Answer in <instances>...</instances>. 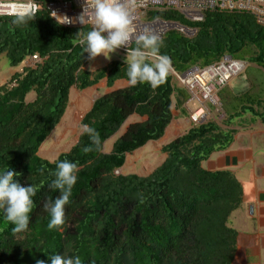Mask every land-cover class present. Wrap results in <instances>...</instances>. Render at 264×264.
Returning <instances> with one entry per match:
<instances>
[{"label":"trees","instance_id":"16d2710c","mask_svg":"<svg viewBox=\"0 0 264 264\" xmlns=\"http://www.w3.org/2000/svg\"><path fill=\"white\" fill-rule=\"evenodd\" d=\"M31 1L40 9L24 24L0 16V54L9 66L39 58L34 67L23 68L0 85V169L9 166L20 174L22 185L37 189L24 232L13 233V225L0 213V264H50L48 256L55 254L78 255L82 264H231L236 231L228 220L241 204V187L232 173L210 172L201 164L228 148L233 119L249 113L264 124V28L239 13H207L200 23L174 13L157 15L197 31L193 39L175 32L161 39L160 54L170 57L175 72L202 68L229 55L255 66L259 75L246 73L251 88L240 97L227 86L217 92L228 116L225 128L210 121L193 126L161 148L166 158L148 176L122 175L114 172L123 167L126 156L162 137L172 106L177 111L186 104L188 93L176 90L168 74L155 89L138 83L104 94L81 119L95 129L99 142L81 132L67 152L52 162L43 160L39 147L65 113L72 88L82 91L103 79L111 86L128 78L121 58L98 70L86 69L90 60L79 40L89 28H65L46 9L64 0ZM131 116L145 120L128 124L105 151V142ZM65 159L76 163L77 181L65 206L64 224L48 230L42 205L45 198L58 195L48 185L56 162Z\"/></svg>","mask_w":264,"mask_h":264},{"label":"clouds","instance_id":"9594fccd","mask_svg":"<svg viewBox=\"0 0 264 264\" xmlns=\"http://www.w3.org/2000/svg\"><path fill=\"white\" fill-rule=\"evenodd\" d=\"M25 7H27V5H20V8ZM88 11H91L94 23L91 30L86 34H83L79 40V43L83 46L84 54H87L88 60H94L99 56H103L105 59H110L111 54L115 53L120 48H125L126 56L117 54V57H125L124 64L126 65V76L128 78L127 83L129 86L135 87L138 83H147L151 88L155 89L158 85L164 82L171 70V60L169 56L160 54V47L162 46L163 41L156 35L152 34L150 29L147 28L141 33L135 32L133 26V12L128 4L122 2V0H91L90 5H83L80 16L76 18V21L81 25L85 23V13ZM50 15L55 18L56 21H61V24L72 22L67 17L57 16L55 12H52ZM27 19L28 14L21 12L12 19L11 23L14 25L24 24L27 22ZM77 34H79V32ZM131 41H134L137 46L129 48L128 45ZM27 61L24 62V66L18 71V73H22L23 68L28 67L26 65ZM190 99L194 100L189 95V100ZM196 103L198 104L197 101ZM206 106H209L211 109V106L213 107V105H204L205 116L209 114ZM172 107L174 108V105ZM199 107L200 105L198 104L197 110ZM194 112H191L190 115ZM62 118L63 116L61 119ZM60 121L51 134L59 127ZM197 125L192 124V126ZM80 129L81 132L87 134L94 143L99 142L98 134L95 129L88 124H81L80 121ZM81 132L76 136V139L74 140L75 142L71 140V143H74L71 144L69 149L76 144ZM40 148L41 146L39 149ZM82 150L84 152L90 151L88 147H84ZM67 151H64L63 153ZM60 153L61 152H59L58 155ZM122 168L118 170H121ZM76 170V163L70 162L67 159L56 162L54 179L48 187L50 191L55 193L58 192V195L55 196V198H45L42 205V210L47 213L49 217L46 225L48 230H59L64 224L65 206L70 201L72 188L77 181ZM118 170L114 173L119 174L117 172ZM19 175V173L14 172L9 166L0 169V213H2L4 221L13 225V233H21L27 230L30 218L29 214L34 207L33 197L36 195L37 191L36 187L32 184H28L27 186L22 185L18 180ZM48 260L50 261V264H82L78 255L66 257L60 254H55L48 256ZM35 264H45V261L36 260Z\"/></svg>","mask_w":264,"mask_h":264},{"label":"crops","instance_id":"0c3cea01","mask_svg":"<svg viewBox=\"0 0 264 264\" xmlns=\"http://www.w3.org/2000/svg\"><path fill=\"white\" fill-rule=\"evenodd\" d=\"M119 58L105 59L99 56L91 60L86 69L98 70ZM128 86L127 81L124 80H117L111 86H107L106 80L103 79L82 91L72 88V93L69 91L67 109L59 124L62 128L59 129L52 143L61 142L64 146L70 147L78 135L76 131L82 117L90 110L94 101L113 90ZM247 87L246 80L240 82L236 79L227 84L229 92L234 96L245 94ZM188 112L192 111L188 110ZM184 115L186 116V113L183 109L172 114V120L162 137L157 141L148 142L141 150L151 148V152H146L150 153L152 158L157 156L167 143L183 136L191 128L189 119ZM130 118H135L133 122L145 120L137 116ZM228 129L234 130L228 148L211 154L201 167L210 172L228 171L233 174L241 187V204L231 213L228 220V227L236 231L235 252L231 264H264V124L249 113H245L233 119ZM71 140L74 142L71 143ZM139 151L140 149L129 155L130 160Z\"/></svg>","mask_w":264,"mask_h":264},{"label":"built area","instance_id":"2783aa9c","mask_svg":"<svg viewBox=\"0 0 264 264\" xmlns=\"http://www.w3.org/2000/svg\"><path fill=\"white\" fill-rule=\"evenodd\" d=\"M129 5L133 12V26L136 33H141L145 28L160 40L168 33L175 32L187 39L193 38L197 31L194 28L184 27L168 19L157 16L159 14L174 13L190 23H200L207 13H239L252 16L257 25L264 28V0H122ZM91 0H64L46 5L49 16L65 28L88 27L91 30L94 18L91 11L85 13V23L81 25L76 21L80 16L83 5H90ZM20 5H27L20 8ZM40 6L31 0L0 1V15L15 17L21 12L35 14ZM55 12L59 17H67L70 23L61 24L50 14ZM136 45L131 41L128 45ZM121 56H126V49L116 51ZM39 62L37 56H32L27 61L28 67H34ZM249 67L248 62L238 61L229 55H224L219 61L208 66L192 67L185 72L177 73L172 68L169 72L172 81H176L192 99L198 102L199 109L189 117L192 124H199L205 117V104L218 105L217 92L225 87L230 80L243 74Z\"/></svg>","mask_w":264,"mask_h":264},{"label":"rangeland","instance_id":"374dc122","mask_svg":"<svg viewBox=\"0 0 264 264\" xmlns=\"http://www.w3.org/2000/svg\"><path fill=\"white\" fill-rule=\"evenodd\" d=\"M193 38H191V39H193ZM116 57H117V53L115 52V53L111 54L110 59L116 58ZM23 66H24V63L21 64L20 66H18L17 68L16 67H10L5 54H0V85L6 83V81L10 78V76L13 75L14 73L20 71V69H22ZM257 70L258 69H256L255 66L249 64L248 70H246L243 74L233 78L231 80V82L236 80V79L239 80L240 82H244L246 80V73L247 72L249 75L256 77L259 75ZM259 71H263V70H259ZM172 85L174 86V88L176 90H179L180 88L183 89L174 80L172 81ZM247 85H248V87H247L246 92L251 88V86L248 84V82H247ZM70 93H72V89L70 90ZM240 96H242V95H240ZM240 96H236V97H240ZM184 106H185V104L183 106L180 105L178 107L177 111L179 112L180 109L181 110L183 109L186 113V116L185 115L184 116L187 118H189V115L191 113V112H188V110L194 112L198 108L197 103L193 100L188 101V103H187L188 108L186 107V109H185ZM206 108L209 111V114H207L205 116V118L203 119L202 122L204 123V122L210 121V122H213L214 124H217V126H219L222 129L225 128L223 124L228 120V116H227V114L223 113L222 107L220 106V103H219V105H215L213 107L211 106V109L209 108V106H206ZM175 112L176 111L174 110V108H172V114H175ZM134 119L135 118L128 119L126 121V123L123 124L122 128L114 136H112L109 140H107L105 142L104 147H103L105 151H107L109 148H111L114 141L124 133L126 126L128 124H130L131 122H133ZM191 127H193L192 124H191ZM61 128H62V126H59L58 128H56V130L50 135V137L47 140H45L44 143L41 145V148L39 149L38 156L41 157L43 160H46V161L49 160L52 162L56 159L59 152L63 153L64 151H67L69 149V146H67V145L64 146L61 142H58L57 144L52 143V142H54L53 138L56 136V134H58L59 129L61 130ZM80 132H81V129H80V126H78L76 133H80ZM53 144H54V146H53ZM167 144H169V143H167ZM146 149L147 148H145V150L140 149V151L138 153H136L134 155V157L131 158V160H130V157L127 156V160L125 161V165L123 166V168L121 170H118L117 172L119 174H124V175L136 173L140 177H145L148 174H150L154 170V168H157V166H159L162 163V161H164L165 155L160 150L159 154L157 156H154L151 158V154L146 152V151L151 152V148L147 149V150Z\"/></svg>","mask_w":264,"mask_h":264}]
</instances>
